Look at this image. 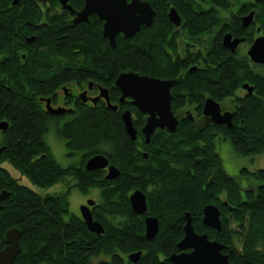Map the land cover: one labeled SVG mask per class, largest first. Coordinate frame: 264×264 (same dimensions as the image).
Here are the masks:
<instances>
[{
    "label": "trees",
    "instance_id": "16d2710c",
    "mask_svg": "<svg viewBox=\"0 0 264 264\" xmlns=\"http://www.w3.org/2000/svg\"><path fill=\"white\" fill-rule=\"evenodd\" d=\"M83 1L70 3L80 8ZM144 1L155 10L154 23L172 26L166 18L169 2L184 17L188 39L199 33L217 41V47L202 56L200 67L182 78L187 90L206 87L214 99L230 101L233 127L221 126L216 135L181 125L176 133L153 134L145 145L140 141L142 120L137 108L132 110L138 137L131 140L119 110L102 103L80 107L57 129L68 154H79L81 159L73 167L63 166L45 139L51 116L40 109L36 97L51 94L58 87L55 82L65 79L91 78L110 88L119 72L150 74L152 63L164 64L166 54L148 52L151 26L141 27L129 38L117 36L111 47L102 36V20L96 14L79 23L47 18L41 27V32L47 33L41 36L45 50L38 55L42 69L32 70L34 84L27 83L26 77L32 71L21 69L11 70L7 83L0 84V121L8 122V128L0 132V145L4 146L0 163L7 160L37 187H48L65 175L74 176L78 180L72 186L81 192L98 188L106 217L119 214L122 221L105 222V232L95 234L69 212L67 192L40 194L0 164V191L9 192L1 202L0 248L4 232L18 228L22 249L15 256L16 264H127L125 254L137 250L142 254L136 264H172L168 257L179 252L176 244L184 234L186 211L197 233L224 244L222 252L231 262L264 264V169L242 168L241 175L255 181L242 195L237 178L226 174L215 143L218 137L227 139L240 155L264 152V64H254L245 53H232L221 44L225 31L245 36L247 43L257 36V27L264 34V0ZM251 10L253 20L242 28L239 17ZM225 13L232 16L231 26L224 24ZM55 33L59 37H54ZM245 82L253 87L252 93L239 92ZM140 146L148 150L147 158ZM96 153L105 154L120 169L118 177L105 179L97 170L83 168L84 161ZM137 188L146 193L147 213L159 222L151 239L144 236L143 217L130 208L129 193ZM208 203L220 210L219 230L201 221Z\"/></svg>",
    "mask_w": 264,
    "mask_h": 264
},
{
    "label": "flooded vegetation",
    "instance_id": "af4514ba",
    "mask_svg": "<svg viewBox=\"0 0 264 264\" xmlns=\"http://www.w3.org/2000/svg\"><path fill=\"white\" fill-rule=\"evenodd\" d=\"M67 3H69L70 6L75 11L80 10L84 5V1H83V4L80 8H75L71 5L70 0H68ZM166 5L168 7L166 10V18L172 24V26H168L166 24H161L158 22L154 23V16H153L151 24H149V25L141 24L139 27V30H140L141 27H144V26L150 27L151 26L150 38H149L150 41L148 44V52H150L153 55L160 54V53H162L164 55L166 54L164 64H156L155 62H153L152 63V70H151L152 72L150 74H143V75H148V76L156 77L159 79H175V82L170 86V94H171L170 102H171L172 112L177 119L176 130L174 132H169L167 130V127H164V128L157 127L153 134L159 133L161 135H166V134L176 133V131L179 130L181 125H186V126L196 127L199 130H206L210 134H216L217 135L218 128L221 126H226V124L214 123L208 116H206L203 113V110H202L205 99L208 97H211V98H213V97L206 91V87H205V89H203V87L199 86V88L195 89L194 91H192L191 89L187 90L186 89V80L183 81V78H182L184 74L187 75L188 73L195 72L200 67V64L202 62V56L206 52L212 51L213 49H215L217 47V41H215L213 38H210L208 36V34L202 36V35H199V33L196 36H194L192 39H188L186 36L187 26L185 24V21L183 20L184 17H182L179 14L180 15L179 25H175L174 23H172L169 20L168 15H167L169 8L172 6L169 4V2H166ZM154 12H155V10H154ZM92 14H96V13H92ZM90 15L91 14H89V16ZM74 16H75V14L71 15L70 9L65 8L62 5V3L60 2V0H0V84H3V83L6 84L7 83L8 79H9V75H10L9 72L13 69H21V70H25V71H32V70H39V69L41 70L42 67L39 63L38 55H39V53H41L42 51L45 50V47L41 44V36H42V34H47V33L41 32L42 25L46 24V22H47L46 20L49 17L50 18H58V17L59 18H67L68 20L73 22L72 19ZM89 16H88V19H89ZM187 18L193 19L194 16L193 17L187 16ZM222 18H223L224 24L226 26H231L230 21L232 19V16L225 15ZM239 20H240L242 28H246L251 24L250 23L248 26L243 27L242 21H241V16L239 17ZM102 28H103V21L101 22V32H102ZM137 32H135V33H137ZM255 32L257 33V35L262 34V33H260V31L257 32L256 29H255ZM225 33H229L232 38H234V37L244 38V40L237 45L234 52H236V51L243 52L247 56L246 51H247L249 45L253 41L251 43H247L245 36H234L231 32H228V31H225L222 34V39H223V35ZM57 35L59 37V34H57ZM57 35L55 33L53 36L54 37L56 36V38H57ZM102 36L108 40V38L105 37L103 34H102ZM117 36L124 37L122 32H118L115 36V42H116ZM124 38H129V37H124ZM222 39H221V44L223 46ZM108 42H109V40H108ZM244 44L246 45L245 50H244ZM242 45H243V47H242ZM224 48H226V47H224ZM226 49H228V48H226ZM153 55H152V58H153ZM169 58L171 59V61H173V63L170 62ZM185 65H188V67L185 68ZM49 69H53V66L49 67ZM125 71H133V70H125ZM34 75H35V73L33 71H32V74H30V73L26 74L27 83H30V84L32 83ZM117 75H116V77H117ZM116 77H115V79H116ZM35 78H36V76H35ZM115 79L113 81L112 87H110V88L102 85L100 81L94 80L91 78H86L84 81L83 80L77 81V80H73V79H70V80L65 79L63 81H57V82H55V84H58V87L51 94H49V95H38L36 97V99L39 102L40 109L51 116L50 117V120H51L50 126L51 127L54 126L56 132H57V129L60 125H62L64 122L68 121L71 117H74V115H76V113L78 112L77 110L80 107L96 106V105L101 104V103L107 105V98L111 104H114L117 106L116 110L120 111V117H121V113L124 110H126V109L129 110L131 112V117H132V122H133V119L135 118V112L132 110V108L138 109V107L135 106L131 102L132 98L129 96L124 97L122 100L119 99V97L121 95V90L114 84ZM32 84H34V83H32ZM101 87L107 89V98L100 95L101 94V90H100ZM245 91H246V89L242 88V85H241V89L239 92L244 93ZM82 93H83V96L80 97V94H82ZM46 98L49 99L50 107L52 109H59L60 112L51 113L47 109V102L45 100ZM201 100H202L201 104L196 102V101H201ZM214 100H216V99H214ZM216 101L220 104L222 112L223 111H230L232 113V109H231V106L229 104L230 101H228V100H222V101L216 100ZM116 110H114V111H116ZM138 114L140 115V119L142 120V124L140 125V128H139V131L141 133L140 141H142L144 143V135L141 131V128L145 123V119H146L147 114L141 112L139 109H138L137 115ZM151 136H150V138H151ZM137 137H138V134H137ZM54 140H55V142L58 141L57 138H55ZM218 140H221V138L218 137L215 139L216 145L218 143ZM144 144L145 145L149 144V142L144 143ZM0 146H2V145H0ZM145 148H146L145 146L139 147L142 155L145 158H147L149 155V152ZM50 150H51V146H50ZM59 154L62 157V159L65 160V162H66V163L62 164L65 167H67V166L73 167V165L75 163H77V162L79 163V161L81 160L80 156L78 154H68L67 151H65V152L59 151ZM52 155H53V153H52ZM85 161H84V163H85ZM4 162H8V161H6L5 159L3 161H1V163H0L1 166H2V163H4ZM84 163H83V168L85 169ZM109 163L113 164L110 161H109ZM173 163L177 164V161L175 160ZM221 163H222V160H221ZM107 171H108L107 168L97 170V172H99L100 175L105 179H108V178H106ZM119 171H120V169H119ZM119 174H120V172H119ZM226 174H227V172H226ZM115 178H112V179H115ZM70 180L76 181L78 179L74 176H71V175H65L62 178V181L63 182L65 181L68 184H69ZM91 189H89L87 191V193ZM93 189H98V188H93ZM137 189H139V188H137ZM133 191H131L129 193V195ZM81 193L84 194L86 192H81ZM8 195H9V193H8ZM97 195H98V199H96L95 196H93L94 198H92V195H88L86 197H83V201L81 202V204L79 206V213L80 214H76V215L81 218L80 207L82 205H85L87 203L88 199H93L95 203H94V205L89 206V210L92 214L93 219L102 224V226L104 228V232H105V224H106L105 222L110 221L111 218L106 217V216H108V214L105 211V202L104 201L101 202L99 200L100 195H101V192L99 189H98ZM145 195H146V193H145ZM222 199H223V202L225 204H228V202L224 198H222ZM128 200H129V197H128ZM146 203H147V198H146ZM129 204H130V202H129ZM1 207H2V205H1ZM130 208H131V206H130ZM147 210L145 213L140 214V216L143 217V222H144V236H145V218L147 216H152V215L147 213ZM117 215H119V214H117ZM135 215H137V214H135ZM101 221H104V225ZM12 228H14V227H12ZM9 229H11V228H9ZM158 229H159V227H158ZM8 230H6V231H8ZM6 231L4 232L3 242L5 239ZM4 246H5V243L0 249H2ZM21 249H22V247H21ZM137 251H141V254H142V250H137ZM137 251H131V252L125 254V258H126V260H128L127 264H136L138 262L137 261L136 263H133L128 259V255L130 253L137 252ZM140 257H141V255H140ZM100 258L105 260L106 256L101 255Z\"/></svg>",
    "mask_w": 264,
    "mask_h": 264
},
{
    "label": "water",
    "instance_id": "95a60500",
    "mask_svg": "<svg viewBox=\"0 0 264 264\" xmlns=\"http://www.w3.org/2000/svg\"><path fill=\"white\" fill-rule=\"evenodd\" d=\"M68 0H60L62 5L70 9V14L73 17V23L83 22L88 20L89 14L96 13L103 21L102 34L108 38L111 47L115 46V36L118 32H122L124 37H130L139 30L141 24L149 25L152 22L155 14L150 3L144 0H84L83 7L75 11ZM168 18L175 25L180 23V15L174 7L168 10ZM254 17V11L251 10L247 14L241 16L242 26H248ZM259 32L260 28L257 27ZM244 38H232L229 33L223 35V46L234 52L237 45ZM247 56L250 61L255 64H264V34L257 35L253 42L249 45ZM175 82V79H159L156 77L142 75L135 71L120 72L114 84L121 90L119 97L122 100L129 96L132 98V103L138 109L146 113L145 123L141 128L144 135V143H148L150 136L155 132L157 127H167L169 132L176 130L177 119L171 109V94L170 86ZM242 88L246 89L247 93H252L253 87L248 83H243ZM101 96L107 98V89L101 87ZM83 93L80 94V97ZM43 99V98H42ZM47 102V109L51 113L60 112L59 109H52ZM107 105L110 109L116 110L117 106L111 104L107 98ZM203 113L208 116L214 123L226 124L228 128L233 127L232 113L230 111H221L220 104L211 97L205 99L203 104ZM127 135L131 140L137 137V131L133 125L131 112L124 110L121 113ZM8 128L7 121H0V131ZM4 146H0V152ZM86 170L94 171L107 168L106 178L112 179L119 175V169L109 163L107 156L103 153H96L90 156L84 163ZM8 191H0V208L1 201L7 197ZM129 202L132 211L137 214H143L147 210L146 195L141 189H135L129 195ZM93 199H88L85 205L80 207L81 218L85 222L88 230L95 234H103L104 228L102 224L93 219L89 210L90 205H94ZM185 223L183 225V236L177 242V248L180 250L177 253H172L168 259L172 264H236L229 260L228 256L222 252L224 244L210 239L206 233H197L191 223L190 212H184ZM202 223L219 230L221 228L220 210L212 203H208L202 210ZM158 219L154 216L145 218V237L151 239L158 231ZM21 231L14 227L6 231L4 243L5 246L0 249V264H16L14 258L21 251L19 236ZM189 249V250H188ZM141 255V251L132 252L128 255V259L136 263ZM46 264H53L47 262Z\"/></svg>",
    "mask_w": 264,
    "mask_h": 264
},
{
    "label": "rangeland",
    "instance_id": "374dc122",
    "mask_svg": "<svg viewBox=\"0 0 264 264\" xmlns=\"http://www.w3.org/2000/svg\"><path fill=\"white\" fill-rule=\"evenodd\" d=\"M225 14L228 15V13H225ZM209 37L212 38L211 36ZM245 49H246V45L244 44V50ZM55 138L58 139L57 142H55L54 140ZM45 139L47 143L51 146V152L53 153L54 158L60 164L66 163L65 160H63L59 154V151L61 152L66 151L65 143H64V140L58 134V132H56L54 126L50 128V130L45 136ZM216 149L219 152V155L222 160V165L225 171L227 172L228 175L235 176L237 178L242 195H244L245 189H247L251 184H254L255 181L252 178H246L245 176H242L240 172L242 168H247L248 170H251V171L255 169H259V168L264 169V152H259L253 155H240L233 149L232 145L227 139L218 140ZM2 166L5 167L13 177L18 178L21 184L30 187L31 189H33L34 191L40 194H56V193H62V192L66 193L67 192L68 193V207H69L70 213L80 214L79 206L81 202L83 201V197L92 195V198H94L93 196H95L96 199H98V195H97L98 189L92 188L88 193L86 192L83 194L81 193L80 188L76 186H72L73 184H75V180H70L69 184L65 181L63 182L62 180H60L48 187H37L30 181V179L26 175L21 173V171L15 168L12 164L8 162H4L2 163ZM109 217L111 218L110 220L114 221L115 223H118L119 222L118 220L122 219V218L118 219L117 214H114V215L112 214ZM118 217H121V216L119 215Z\"/></svg>",
    "mask_w": 264,
    "mask_h": 264
}]
</instances>
